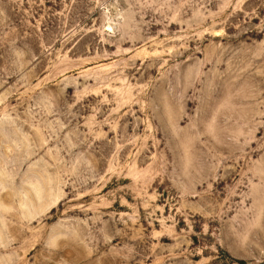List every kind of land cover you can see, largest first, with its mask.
I'll return each mask as SVG.
<instances>
[{"label":"rangeland","instance_id":"obj_1","mask_svg":"<svg viewBox=\"0 0 264 264\" xmlns=\"http://www.w3.org/2000/svg\"><path fill=\"white\" fill-rule=\"evenodd\" d=\"M0 264H264V0H0Z\"/></svg>","mask_w":264,"mask_h":264}]
</instances>
